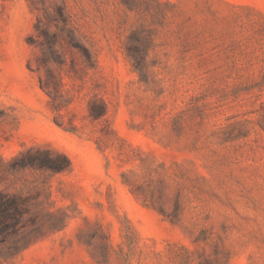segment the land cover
<instances>
[{
    "label": "rangeland",
    "instance_id": "1",
    "mask_svg": "<svg viewBox=\"0 0 264 264\" xmlns=\"http://www.w3.org/2000/svg\"><path fill=\"white\" fill-rule=\"evenodd\" d=\"M0 264H264V0H0Z\"/></svg>",
    "mask_w": 264,
    "mask_h": 264
},
{
    "label": "trees",
    "instance_id": "2",
    "mask_svg": "<svg viewBox=\"0 0 264 264\" xmlns=\"http://www.w3.org/2000/svg\"><path fill=\"white\" fill-rule=\"evenodd\" d=\"M60 168H62V166H60V167H57V169H60Z\"/></svg>",
    "mask_w": 264,
    "mask_h": 264
}]
</instances>
